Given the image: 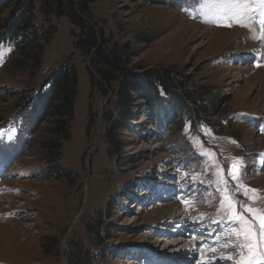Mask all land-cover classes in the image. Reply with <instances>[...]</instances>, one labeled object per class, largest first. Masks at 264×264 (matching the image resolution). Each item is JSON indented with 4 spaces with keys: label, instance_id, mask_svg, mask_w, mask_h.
Instances as JSON below:
<instances>
[{
    "label": "rangeland",
    "instance_id": "374dc122",
    "mask_svg": "<svg viewBox=\"0 0 264 264\" xmlns=\"http://www.w3.org/2000/svg\"><path fill=\"white\" fill-rule=\"evenodd\" d=\"M84 1L98 27L132 44L137 68L189 79L160 98L158 126L138 111L133 123L142 122L121 132L124 153L108 156V94L98 92L73 48L68 18L38 19L43 29H56L37 68L1 44L0 264H67L68 240H88L85 222L98 210L111 215L102 241L123 248L104 264H239L241 253L232 249L243 236L229 235L240 227L229 215L235 211L257 230L264 217V17L222 19L219 0L176 7ZM66 57L77 73L71 135L60 157L69 179L45 174L47 123L37 125L33 110L36 91ZM53 235L60 245L45 254L39 240Z\"/></svg>",
    "mask_w": 264,
    "mask_h": 264
},
{
    "label": "trees",
    "instance_id": "16d2710c",
    "mask_svg": "<svg viewBox=\"0 0 264 264\" xmlns=\"http://www.w3.org/2000/svg\"><path fill=\"white\" fill-rule=\"evenodd\" d=\"M182 1L155 2H166L176 7L180 2L182 5ZM88 13V3L84 0H0V45L10 46L20 60L29 61L32 68H37L43 45L56 29L55 25L43 29L38 19L47 22L51 17L66 16L74 27L73 48L83 56L91 82L99 93L108 94V109L102 115L106 123V154L121 155L126 147L121 132L127 133L132 126L142 122L133 123L138 111L140 117L158 126L154 112L160 98L170 97L176 92L174 89L185 86L189 78L169 69L137 68L133 63L135 50L132 44L114 40L97 26ZM76 87L77 73L71 57H66L36 91L33 110L38 116L37 125L47 123L44 128L46 134L40 142L47 176L70 178L71 169L60 162V157L62 143L71 135ZM194 116L199 115L191 114V119ZM124 162L118 164L121 166ZM107 214V210H98L92 220L85 222L86 232L90 235L88 240L73 237L68 240L67 264H104L109 255L122 253L123 248H115L101 239L111 222V215ZM41 237L43 252L54 255L60 245L59 236Z\"/></svg>",
    "mask_w": 264,
    "mask_h": 264
},
{
    "label": "snow or ice",
    "instance_id": "6c2138e0",
    "mask_svg": "<svg viewBox=\"0 0 264 264\" xmlns=\"http://www.w3.org/2000/svg\"><path fill=\"white\" fill-rule=\"evenodd\" d=\"M253 4L256 5L255 8L252 7ZM216 13L222 19H236L238 21L247 19L250 13L264 17V0H219ZM260 24L261 28L264 29V20H261ZM248 211L253 212V209L249 208ZM229 219L240 224L239 228L233 227L229 235H234L237 240L243 236V241L236 243L232 249L235 251L238 248L241 253L239 264H264V217H261L258 230L254 222L243 219L235 211L231 212ZM245 248H247L246 253L244 252ZM227 258L232 259L233 256L229 253Z\"/></svg>",
    "mask_w": 264,
    "mask_h": 264
},
{
    "label": "bare ground",
    "instance_id": "6f19581e",
    "mask_svg": "<svg viewBox=\"0 0 264 264\" xmlns=\"http://www.w3.org/2000/svg\"><path fill=\"white\" fill-rule=\"evenodd\" d=\"M212 262L214 263V262H215V260H213ZM214 264H216V263H214Z\"/></svg>",
    "mask_w": 264,
    "mask_h": 264
}]
</instances>
